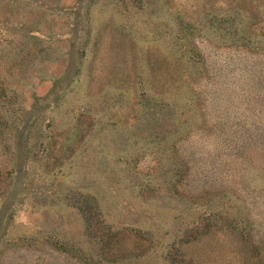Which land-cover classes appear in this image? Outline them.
<instances>
[{"label": "rangeland", "instance_id": "rangeland-1", "mask_svg": "<svg viewBox=\"0 0 264 264\" xmlns=\"http://www.w3.org/2000/svg\"><path fill=\"white\" fill-rule=\"evenodd\" d=\"M0 264H264V0H0Z\"/></svg>", "mask_w": 264, "mask_h": 264}, {"label": "trees", "instance_id": "trees-1", "mask_svg": "<svg viewBox=\"0 0 264 264\" xmlns=\"http://www.w3.org/2000/svg\"><path fill=\"white\" fill-rule=\"evenodd\" d=\"M212 217V214L210 215ZM88 226L91 225L90 220L87 219Z\"/></svg>", "mask_w": 264, "mask_h": 264}]
</instances>
